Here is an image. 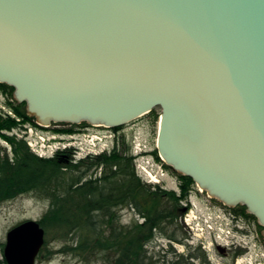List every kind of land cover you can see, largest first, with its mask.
<instances>
[{
	"label": "water",
	"instance_id": "obj_1",
	"mask_svg": "<svg viewBox=\"0 0 264 264\" xmlns=\"http://www.w3.org/2000/svg\"><path fill=\"white\" fill-rule=\"evenodd\" d=\"M0 84L42 127L160 108L164 162L264 227V0H0ZM45 241L15 226L6 263Z\"/></svg>",
	"mask_w": 264,
	"mask_h": 264
},
{
	"label": "trees",
	"instance_id": "obj_2",
	"mask_svg": "<svg viewBox=\"0 0 264 264\" xmlns=\"http://www.w3.org/2000/svg\"><path fill=\"white\" fill-rule=\"evenodd\" d=\"M0 90L13 96L14 89L6 84H0ZM7 107L16 117L0 111V134L14 156L11 162H0V198L8 190H18L49 201L40 223L47 236L61 235L62 250L82 264H210L205 250L186 243L185 228L179 223L183 203L195 190L191 178L180 175V193L144 183L137 174L133 144L118 133L106 153L76 159L65 150L41 158L25 140L10 135L32 122L27 111L23 105ZM149 115L158 121L156 110ZM153 155L159 160L157 151ZM126 208L134 214L129 222L123 220ZM158 237L169 241L165 255L150 253ZM174 243L186 244L188 253L178 254ZM241 254L236 252L234 258Z\"/></svg>",
	"mask_w": 264,
	"mask_h": 264
},
{
	"label": "rangeland",
	"instance_id": "obj_3",
	"mask_svg": "<svg viewBox=\"0 0 264 264\" xmlns=\"http://www.w3.org/2000/svg\"><path fill=\"white\" fill-rule=\"evenodd\" d=\"M9 103L15 106L23 105V109L27 111L26 104L24 106V103H18L14 97V93L13 96H10L0 90V111L9 113L12 117H16V114L7 107ZM155 110L159 115L161 114L160 108ZM28 116L30 117V121L36 123L32 116ZM153 118L154 117L150 115H145L121 127L122 129L116 133L119 135H126L127 140L134 145L133 152L135 155L140 153L141 150L146 151L147 155H150V157L144 160L139 158L138 164L140 167L145 166L147 169L154 170L156 173L160 171V175L162 177L160 175L159 176L162 181V188L168 191H176L177 193H180V186L182 183L180 178L181 174L165 163H160L156 156L153 155V153L157 151L159 131V120L155 121ZM32 122H27L10 135L16 136L19 140H28L29 143H33V146H35L38 137H43L47 141L48 138H57V140H63L65 142L63 145L65 148H62L61 146V148L65 150L69 149L70 145L78 146L80 142L72 141L73 143H71L72 138L65 136L67 134L64 135V133L72 132L73 135H75L73 137L76 139L83 138L78 135L85 132H88L91 135H99L103 139L105 138V135L112 139L116 137V133L111 129L96 128L86 122L81 124L58 123L53 124L47 129L35 126ZM65 130H67V132H61ZM114 141L115 140H112V143H115ZM31 151L33 152L32 148ZM69 152L73 154V149H69ZM84 154L86 153L80 154L78 157L82 158L84 157ZM13 156L11 144L4 139L3 135L0 134V162L3 163L4 160H9L11 162ZM161 167L163 169H161ZM141 175L143 176L142 181L146 183V180H144L146 178H144L142 173ZM188 199V201L183 203L184 213L179 218V223L183 226H185L184 218L187 213H190L192 208L193 213L195 214H200V212L206 214L208 211H211L220 212L223 216L232 218L234 216L233 213L236 212L240 215V217H242L240 219L244 230L234 233L233 228L228 227L227 230L230 229L232 235L227 236L228 232L226 231V234H222V237L218 242L223 247H234V252L230 256H225L223 253L218 252L216 243H209L207 245L206 251L210 264H238V262L239 264H247L249 261L256 259L257 253H264V227L254 215L247 211V209L244 210L242 206H238L236 208L225 206L218 199L212 198L207 192L200 190L197 185H195V190L191 193ZM49 207V201L40 199L33 193L20 192L18 190H14L13 193H11L10 190L5 192V195L0 198V264L6 263L2 246L6 243L7 233L16 225L27 220L41 222L49 210ZM122 215L125 222H129L134 217L133 212L128 208L122 211ZM254 229H256L257 232ZM184 230L186 231V229ZM59 236L61 235L57 236V234L54 233L49 236L46 235V243L37 258V264H82L71 254L62 250L64 242ZM186 236L187 238L185 241L188 243V238L190 237L187 231ZM173 248L178 254L188 253V247L186 244L174 243ZM168 249H170L169 241L158 237L150 247V253L157 256L165 255ZM238 251H241L242 254L235 259L234 256ZM170 257H172V255H170ZM196 264L201 263L197 262Z\"/></svg>",
	"mask_w": 264,
	"mask_h": 264
},
{
	"label": "built area",
	"instance_id": "obj_4",
	"mask_svg": "<svg viewBox=\"0 0 264 264\" xmlns=\"http://www.w3.org/2000/svg\"><path fill=\"white\" fill-rule=\"evenodd\" d=\"M73 136H75V135H70L73 142L79 141L80 147L85 151V152H80V154L86 153V154H84V156L91 153V152L98 154V153L104 151L106 148V146H103L101 149H98L96 147L95 140L98 138V136H96V135H91L88 133L79 134L78 136L83 137V138H79V139H76ZM87 142L92 144L93 147L85 148L84 144ZM141 168L144 172V176H145L148 183L161 182L160 171H158L156 173L154 170L147 169L145 166H141ZM161 169H163V168L161 167ZM161 169H159V170H161ZM196 218H197V215L195 213H193V210H191L190 213H187L186 217L184 218L186 227H187L189 233L191 234V242L192 243H197L200 239L205 238L207 236L208 230L212 228V226L210 224H208L206 227L200 225L198 222L196 224H194V221Z\"/></svg>",
	"mask_w": 264,
	"mask_h": 264
},
{
	"label": "flooded vegetation",
	"instance_id": "obj_5",
	"mask_svg": "<svg viewBox=\"0 0 264 264\" xmlns=\"http://www.w3.org/2000/svg\"><path fill=\"white\" fill-rule=\"evenodd\" d=\"M234 214V216L232 217V219H233V221H234V223H235V226H236V230L237 231H242V230H244L243 229V225H242V223H241V219L240 218H242V217H240V215L238 214V213H233ZM242 216H244V215H242ZM256 232H257V230L256 229H254ZM232 248H228V247H218L217 246V251L218 252H221V253H223L225 256H230L234 251V247L233 246H231Z\"/></svg>",
	"mask_w": 264,
	"mask_h": 264
},
{
	"label": "bare ground",
	"instance_id": "obj_6",
	"mask_svg": "<svg viewBox=\"0 0 264 264\" xmlns=\"http://www.w3.org/2000/svg\"><path fill=\"white\" fill-rule=\"evenodd\" d=\"M97 127H100L99 125ZM200 190L204 191L203 189L200 188Z\"/></svg>",
	"mask_w": 264,
	"mask_h": 264
}]
</instances>
